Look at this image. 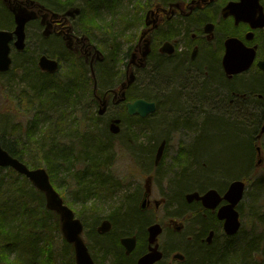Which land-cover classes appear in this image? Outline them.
<instances>
[{"label":"rangeland","instance_id":"obj_1","mask_svg":"<svg viewBox=\"0 0 264 264\" xmlns=\"http://www.w3.org/2000/svg\"><path fill=\"white\" fill-rule=\"evenodd\" d=\"M56 1L54 4L57 7V9H67L70 10L74 8L73 10H70L72 15H77L79 13H85L86 9L89 6V0H54ZM113 1L114 6L111 8L112 10L106 8V5L101 6L102 10L98 12V17L96 21H88L87 24L92 22V26L87 29L86 35L90 39V42L94 44L98 51H100L103 56L105 57V60L108 62H104V66H101L100 63L97 65L96 69V75L98 77L97 83L100 84L101 91L105 88H102L103 84L100 79L99 75V68L104 69L109 73L108 80L112 79L117 73L113 71L114 67L113 64L112 68L110 66V62H117L116 60H119L120 57L124 54L123 46L127 43V41H124L122 36L115 32V28L118 27L119 24L121 26L123 24H131L134 25V28L139 29V24L142 26L145 12L147 11L148 7L154 4H158L161 2V0H108ZM41 5V4H40ZM43 6V5H42ZM45 6V5H44ZM43 6V7H44ZM46 8V7H45ZM56 9V8H52ZM78 9V13H75V10ZM0 11H6L5 7L0 4ZM86 14V13H85ZM81 17V15H80ZM76 17V21L78 18ZM111 25L113 27V31L116 36L111 34L109 36V29L107 31V26ZM82 27H85L84 24L81 26L79 25L77 29H81ZM87 28V27H86ZM112 29V28H111ZM86 30V29H85ZM35 32L34 30H31ZM109 36V37H108ZM107 38H111V41L114 43L116 38V43L119 45V51L118 49L115 50L118 51V58L114 57L113 60L110 58L112 57V47H106L105 40ZM29 50L30 44L33 42V39H31V36L29 35ZM253 44H257L260 46L261 52H264V29L260 30L259 33H256L252 39ZM115 45V44H113ZM50 47L49 50L53 51V46ZM126 48V47H125ZM260 50L258 51V59L264 58V54H262ZM107 63V64H105ZM101 66V67H100ZM13 69H15L13 67ZM87 69V77L91 75L89 69ZM254 69V67L252 68ZM255 70L249 71L246 75L242 76L240 81H244L246 79V83L238 82L234 83L232 85L234 87V91L240 93L241 91H238L240 86H248L250 75L258 74ZM261 72V71H260ZM15 74V70H13V73H11L7 78L0 79V140L3 141V143H8L11 145L13 149L16 147L18 148L19 152L24 155L25 153L35 151L36 155L39 154V148L38 150H35L37 147H39L40 144H38L37 140L39 141L41 135H44L45 133L53 132L52 130H48V126L44 128V120L41 121V119L38 116H34V111L32 110V104L29 105L24 101H20L19 99L14 100V97H11L12 95V88L14 85L20 81L12 80V76ZM214 74L217 77V69H214ZM24 76V75H23ZM81 75L75 74V77H80ZM258 76H260L259 80L264 79V71H262ZM139 81L136 90L133 92L132 95L128 98V101H133L136 98H143L146 100L156 101L158 104L162 105L163 101L159 99H149V96H152L153 93L150 95L146 93V87L145 83L142 82V79H144V76H138ZM29 81V80H28ZM218 82V81H217ZM249 82V83H248ZM232 83V82H231ZM261 84L264 90V82L263 80L259 81L258 84ZM216 84V83H215ZM109 86V85H107ZM106 86V87H107ZM231 86V84H230ZM217 87V85H215ZM261 87V86H260ZM233 88H231L232 90ZM86 91H82L84 93ZM90 89L88 86V91L86 93L89 94ZM223 92V91H222ZM221 96L218 99H214V103L211 104V108L209 105L203 104L201 101L198 103L201 107L207 110V113L201 114L197 113L195 111H192L190 116H193L194 121H190V124H192V128L187 130L182 128L181 126H177L175 128V125L172 126L173 122H177L178 116L181 120H186V117H182L184 115L176 113V112H170L168 109H166V106L164 105L162 109L165 111V115L163 117V120L161 119V115L163 112H158L159 107L157 108L156 112L153 113L151 116H148L145 118L146 121L144 122H137L135 123L134 120H132V124L130 127L126 128L125 126L120 125L119 118L121 115L124 114L125 108H121L123 106H112L109 105L108 109L104 111L102 115L97 114L98 107L93 105L94 102H90L84 99L80 100L79 104L77 101L68 102V106L71 104L76 107L77 112H83V110H87V115L83 116V118L77 119V125L76 124H68L64 128H61L57 130V134L63 135L65 133H73L74 135H81L84 132V136L92 135L93 133H97L99 130L110 126H115L117 133L113 136V144L111 149V154L113 155L111 162V165L107 168L108 173L111 175L113 180L115 182H118L120 185L118 186V190L114 191L112 195H108L106 193L98 194L95 197H92L91 199L79 202V200L76 199L74 195V187L71 184H69L68 180L71 179L69 176L71 173L74 172H80L76 171L78 168H82L81 166L76 167H59L56 166V163L60 162V159H66L71 160L75 156L78 158L83 157V154L81 153L82 150H84V146H87L89 144L88 142L83 143L85 140L84 138H81L80 141H68L62 146H57L53 150L48 149L47 151L40 150V154L49 160H51L52 163L55 164L56 167V173L53 175L52 181L50 180L51 184L53 185L54 189L58 193H63L62 196H64V203L73 211L75 218L79 219L81 223L83 224V231L81 233V237L86 243L88 248H91L92 255H97L98 257L101 255L103 249L97 244L96 237L90 236V239L87 238V233L91 231V234H99V227L104 221H108L107 218L112 214V211L116 206L121 204L123 201H125V197L128 194H134L139 192L141 195L146 190V188L150 187V203L153 204V200H161L162 204L160 206L159 211H156L155 217L159 220H162L164 216H159V212L161 214L166 215L168 218H175L179 224H183L184 226H181L180 231L175 233V235H180L184 238L185 241L190 242L191 238L190 236H187V228L194 229L198 228V226H194V215L192 211H189L186 213V215H182L184 212V208L186 207H192L196 204V202L192 201V203H187L184 200V190L189 187H195L191 188V190L188 191V193L192 191H200L203 192L208 188L199 189V187H196L198 184V181L189 183L187 182L190 179V176L199 168H205L206 164L208 162H216V163H226V164H235L236 160L239 158V153L241 151V147L235 146L232 147V144L235 143L238 140H245L247 138H252L255 136L254 132H250L248 130L247 125V118L248 113L252 114H261L263 112V101L261 104V99L258 98H252V102H249V105H246L245 112L241 108H237L234 104L238 101V97L234 98L231 97L228 94L229 93H222ZM257 92V91H256ZM260 93V92H257ZM264 94V92H261ZM74 94V93H73ZM73 94L71 96L73 97ZM149 95V96H148ZM31 96V95H30ZM29 96V97H30ZM89 97V95H86ZM148 96V97H147ZM28 98V97H26ZM25 98V99H26ZM229 100V103H228ZM29 101V98H28ZM222 105H225L227 108L226 113L224 114V117L229 118L231 121H233V127L227 123L226 120L223 118H218L222 116L221 113V107ZM82 106V107H81ZM81 107V108H79ZM100 107V105H99ZM213 108V109H212ZM248 108V109H247ZM90 110V112H89ZM256 111V113H254ZM158 112V113H157ZM43 113V112H42ZM161 113V114H160ZM197 113V114H196ZM160 114V115H159ZM190 114V113H189ZM208 117V118H207ZM78 118V117H77ZM207 118V119H206ZM44 119V118H43ZM182 121V122H183ZM162 122V124L160 123ZM203 122H206L205 124ZM245 122V125L242 126L240 123ZM250 124V123H249ZM230 125V127H228ZM37 126V127H35ZM171 126V127H170ZM106 129V128H105ZM165 129H169L171 133L170 141L168 144L164 146L163 149H161V153L159 156V159L157 162L155 161V155L157 152V148L160 143V139L163 137V135L166 133ZM91 130V131H89ZM32 136L30 139L29 136ZM129 135V136H128ZM45 136V135H44ZM129 137V142L125 143L123 139L126 137ZM59 138V135L57 136ZM262 142H264V134L261 137ZM87 141V140H86ZM192 141H194L195 146L189 147L187 150V153L191 159L187 161L185 164L189 165V168L187 171H184L179 176L168 179V178H159L157 175V168L158 166L161 167L162 165L166 168H173L174 162L179 157L181 150L184 151L185 147ZM51 143L55 142V137L50 140ZM156 143V144H154ZM184 147H182V146ZM150 147L151 155L147 157V155L144 153L147 148ZM76 150L78 151L77 154L72 153L70 150ZM186 153L184 154V156ZM262 155L264 156V148ZM61 156V157H60ZM195 156V158H193ZM25 161L27 158L24 156ZM253 165L255 164V157L252 160ZM40 167L44 168L46 170V164L45 162L42 164H38ZM261 169L258 173H256V178L260 181L261 186H253L255 183V179L251 182L250 185H252V188L247 187L246 194L244 195L242 201L240 202V210L238 206V211H241V214L243 213L241 223V236L246 235L249 231H251V227H253V232H258V227L256 224L255 218H253L252 215H248L250 213L252 214H258V213H264V159L261 164ZM231 169V167H230ZM236 169L232 168V171L230 170V173L226 175H222L221 177L218 176L217 178L212 176L213 182L216 183L218 180L221 182L225 181V186L220 191H224V189L228 186V184L231 181L234 180H240L243 179L242 173H244L243 169L236 166ZM251 169V168H250ZM248 170L251 174L252 171ZM161 169L159 168L158 172H160ZM14 172V171H13ZM12 171L6 169L0 168V192L5 193L7 188L11 186V184L17 183V176L18 174L13 173ZM68 174V175H67ZM73 176V175H72ZM232 176V177H230ZM230 177V178H229ZM50 179V178H49ZM21 182V180H18ZM11 183V184H10ZM215 185V184H213ZM28 192L31 193L29 190L32 186L31 183H27ZM210 188V187H209ZM213 189L219 190L217 185L213 187ZM183 192V193H182ZM170 193V194H169ZM182 193V194H181ZM186 193V192H185ZM141 197V196H140ZM255 201H252L253 199ZM139 203V199H138ZM196 206V205H195ZM250 207V208H249ZM187 208V209H188ZM186 209V210H187ZM148 210H150L148 208ZM185 210V211H186ZM195 210V209H194ZM193 210V211H194ZM252 210V212H251ZM94 212V213H92ZM92 213V214H91ZM182 213V214H181ZM146 214V213H145ZM260 215V214H259ZM145 216L148 217L149 215L146 214ZM153 217L150 216V219ZM142 219L145 221L146 217L142 216ZM54 220L47 221L48 224L53 226ZM109 222V221H108ZM24 223V222H22ZM256 224V225H253ZM86 227V228H85ZM218 231L221 230V228L217 229ZM218 233H213V236L211 237L210 242L204 241L205 238H203L204 243L207 245H204V247H211L213 245H220V243L223 241L222 237L217 236ZM51 245L49 246L50 251V257H51V264H75L74 259L72 258V252L68 253V259L66 263L62 260L61 252L63 249L62 242H63V233L62 231H56L51 229ZM167 234L164 235L163 239H165ZM183 238H179L180 243L178 246H175L177 248V251L183 250L186 251L188 258L190 260V264H197L199 263V259L196 258L194 255H190L189 250L186 248ZM236 241L239 240V236ZM95 243H94V242ZM241 244V243H240ZM242 245V244H241ZM42 245L39 244V249ZM48 247V246H47ZM45 249V247L43 246ZM175 249V248H173ZM199 249V248H198ZM197 249V250H198ZM41 252V251H40ZM39 251H37V259L38 262H40L41 257H39ZM182 252V251H180ZM182 252V253H183ZM184 254V253H183ZM14 257V256H11ZM32 259V257H31ZM187 263V257L184 258L183 262L180 264H186Z\"/></svg>","mask_w":264,"mask_h":264},{"label":"flooded vegetation","instance_id":"obj_2","mask_svg":"<svg viewBox=\"0 0 264 264\" xmlns=\"http://www.w3.org/2000/svg\"><path fill=\"white\" fill-rule=\"evenodd\" d=\"M239 1L161 0L158 4L150 5L145 12L142 26L139 24V29L135 28L133 30L134 35L135 33H139L137 34V39L135 41H131L130 39L123 46L124 54L127 56L129 54V57L133 59L119 68L116 66L117 62H114L116 65L111 62L114 67L113 71L117 74L109 82L103 83L101 81L103 83L101 84L102 88H105L101 91L100 84L97 83L98 77L95 76L96 69L99 63L101 66H104L103 63L107 62V60L98 51L97 47L90 42L85 33V28L77 29L79 25L83 24L80 17L81 13L72 15L67 11H57V9H49L47 7V11H43L34 0H0V4L6 9V11H0V23H2L3 14L9 19L8 24H5V26H1L0 24V31L11 32L14 30L15 20L12 9H22L33 17L36 16V18L29 20L25 24L24 51H17L18 49L14 46L15 36L10 40L8 44L10 48L9 56L11 58L10 67L7 71H0V79L7 78L13 70H16L13 69L12 64L13 55H26L25 50L29 46L28 38L30 35L31 39H33L30 48L35 53L37 61H39V64L37 62L34 68L40 78H51L54 80L56 77H61L62 73L64 78L66 76L68 78L70 76L69 72L74 71V74L79 73L80 75H84L87 73L86 67L89 69L91 73L88 76L90 92L89 94L86 92L82 93V91L74 93L73 97L76 101L86 97L93 98L94 107L100 105L104 106L107 110L111 104L112 106H123L121 108H125L126 103L129 102L127 99L134 92V86L133 84H129L119 91L118 88L120 87L119 85H117L118 87L115 86L114 81L119 76H122L120 77L121 82L122 80H126L127 76L132 73L136 76L142 73L146 86L155 83L150 91L153 94L148 98L163 101L162 105L153 101L156 109L159 106H169L171 100H176L179 107L176 109L169 108L170 112L179 113L180 111H184L191 115L194 114L192 111H195L205 114L207 110L198 104L200 101L203 104L211 105L215 98H220L222 91L224 94L229 93L228 97L229 95L233 98L239 97L240 93L231 90V82L239 80V82L246 83V79L240 81L242 76L251 70H258L256 67L252 69V66L247 72L228 76L223 69L222 62L225 54V41L228 38L234 37L245 46H254L252 40L247 41L245 38L246 33L249 31V26L241 21L236 23L233 14L230 12L224 13L225 8L230 3H238ZM259 3L262 5L264 11V0H259ZM76 17L80 18L76 21ZM185 25H189V28L185 29ZM253 33L254 37L255 33L259 32L255 31ZM56 42H62L68 49L70 57L72 56L74 59H70V61L63 65L58 57L53 52H50V47H48L50 45L54 47ZM109 47H112V60L114 57L118 58L120 47L116 43V38L114 43L112 42ZM115 47L118 51L115 50ZM145 51L147 52L143 56ZM256 54H258L257 50ZM42 57L56 62V70L50 71L48 68H43L40 64ZM141 63L144 65L143 71L140 68ZM214 69H217V77H215ZM99 70L102 69L99 68ZM119 72L122 74L120 75ZM255 72L258 73V71ZM107 74L109 75V73ZM241 89L242 86H240L238 91H241ZM86 95H89V97ZM152 202L153 204L150 203V187L148 186L139 198V203L138 200L136 201L135 207L139 210L141 217L148 214L149 219L145 216L147 219L142 221L141 229H134L124 234L121 233L122 237L118 238L120 247L118 253L102 252L98 257L97 255H92L90 251L94 264H138L140 258L149 252L159 255V258L152 264H180L183 262L185 255L176 254L177 251L173 249L168 252L164 246L163 237L168 233L179 232L181 226L184 225L179 224L175 218L167 219V216L160 212L159 216H164V218L162 220L157 219L154 215L156 211H159L162 199H155ZM118 206L122 210L125 209V206L122 204ZM118 206L114 208L115 211L119 208ZM214 213H216V210ZM150 216L153 218L150 219ZM108 221L103 222L108 224L106 230L101 231L102 223L99 227V234H91L90 231L87 233V238L90 239V236L91 238L96 237V242L99 245L101 236L115 232L113 223L111 220ZM154 225L158 226L159 232L153 244H151L149 242V228ZM82 227H84L83 224ZM123 239L129 240L127 246L133 244L131 251H128L126 245L122 244L121 241ZM88 249L92 250L91 248Z\"/></svg>","mask_w":264,"mask_h":264},{"label":"trees","instance_id":"obj_3","mask_svg":"<svg viewBox=\"0 0 264 264\" xmlns=\"http://www.w3.org/2000/svg\"><path fill=\"white\" fill-rule=\"evenodd\" d=\"M56 1L54 0H41V4H44L45 7L52 9L53 4ZM106 5V8L112 10L111 8L114 6L113 1H108V0H89V6L86 9V14L81 13V20L82 23L85 25L86 33L87 29H89L92 26V22L89 24L88 21H96L97 20V12L99 11L100 6ZM57 9V8H56ZM1 14V13H0ZM3 14V13H2ZM2 23L1 26H5V24H8L9 19L6 15L3 14V18L1 20ZM87 27V28H86ZM111 27V25L107 26ZM108 31V28H107ZM109 36H111V32H109ZM108 36V37H109ZM112 41L111 38H107L105 40V45L106 47L111 46ZM112 60V57L110 58ZM19 64H23L25 67V73L24 76L29 75L30 80L37 81L43 83L46 78H40L37 73L35 72V68L32 64V62L29 60L27 57H23L20 59ZM108 62V61H107ZM107 64V63H105ZM112 63L110 62V66L112 68ZM104 65V64H103ZM212 65H214L212 63ZM260 73L255 75H250L249 79V85L248 88H250L253 92H264L262 85L258 82L264 79L259 80L260 76H258ZM100 79L102 82H107L109 81V75L107 74V71L104 69L99 71ZM40 81H39V80ZM47 80H53L51 78ZM33 83V84H40V83ZM89 79L86 74L81 75L80 77H75V74L70 75L68 78H62L60 82L57 79H54L50 84H48L47 93L50 97V99H44L46 100V104L43 105L44 109L49 108L52 102L56 103H68L67 101H75L74 97L71 96L73 93H78L80 91H88V86H89ZM45 86V85H44ZM261 86V87H260ZM46 88V86H45ZM44 88V90H45ZM232 91H234V87L231 85ZM41 92V90H40ZM263 96L264 94L261 93ZM32 95L27 89H23L21 92L22 97H28ZM28 98L25 99V102L27 104H30L28 101ZM73 99V100H72ZM86 98L85 100L87 101H93V98ZM128 100V99H127ZM253 101V100H252ZM249 101V102H252ZM77 102H81L78 100ZM76 104V103H75ZM74 103L72 105H75ZM248 103L247 105H249ZM71 104L69 106H72ZM237 108H241L245 112V107L247 106H242L239 105ZM248 109V108H247ZM246 113V112H245ZM256 113V112H255ZM264 113V110L261 114ZM39 113H37L38 115ZM259 114L256 113V115L252 113H248V118H247V125H248V130L254 131L257 129L256 124H253L252 127L249 124V121L255 117H257ZM262 116V115H261ZM264 117V114L263 116ZM121 120V125L130 127L132 124V120L137 122H144L146 121L145 119H140L137 116L130 117L127 115L126 112H124L123 116L120 117ZM254 121V120H253ZM45 122V119H44ZM232 127L234 126L233 124H230ZM228 125V127H230ZM231 128V127H230ZM235 130V128L233 127ZM59 135V139L61 141H80V136L79 135H74L73 133H65L63 135ZM33 135L29 136L30 139L32 138ZM84 140L89 143L87 146H85L84 150L81 151L83 154V157L78 158L75 156L71 160H66V159H60L59 163H56V166L63 167L64 169L67 167H76V166H81L82 168L76 169V171L80 172H74L71 173L69 176L71 177L70 180H68L69 184H71L74 187V195L79 202H84L92 197H95L98 194L102 193V189H106L108 187H114V183L112 182V179L108 178V176H104L103 171L106 168L103 162H100L99 164L96 162V160L93 158L96 156V153L106 147L105 142L103 137H101V134L98 136L97 133H93L91 137L87 136L84 138ZM240 141V140H239ZM253 143H256V145L260 146L262 152L264 148V142L262 140H254V137L252 138H247L244 141H241L240 147L241 151L239 153V158L236 160L235 164H224V163H216V162H208L206 164L205 168H199L190 176V179L187 182H196L198 180H202V177L211 175L214 177L226 175L230 173V170L232 171V168L236 169L237 167L242 168L244 171L243 180L247 184V187L250 186L252 188L251 182L256 178V173L260 171L262 167L259 169L255 168V164L253 165L251 159H252V148H253ZM39 144V143H38ZM0 145L2 148L8 152L10 155L13 157L17 158L18 160L22 161V158L19 156L14 155L12 152V147L8 143H3L2 140H0ZM41 145V143H40ZM39 145V146H40ZM40 150H42L39 147ZM41 152V151H39ZM255 154V151H254ZM61 157V156H60ZM264 159V156H263ZM24 163V162H23ZM46 164V171L48 173V176L50 180L52 181L53 175L57 172L54 168L55 164L51 162V160H48L45 162ZM78 164V165H77ZM231 167V169H230ZM251 168V169H250ZM251 170V174L249 173L248 170ZM12 171L11 169H8ZM13 172V171H12ZM15 173V172H13ZM17 174V173H15ZM68 175V174H67ZM73 175V176H72ZM84 176L89 177L91 180H85L83 179ZM103 176V177H102ZM232 177V176H230ZM229 177V178H230ZM227 180V179H226ZM255 183L253 186H261L260 181L258 179L254 180ZM102 183V185H101ZM11 184V183H10ZM101 185V186H100ZM208 186V184H206ZM205 185V186H206ZM209 187H215L213 184H209ZM199 186V185H196ZM199 186V189H204V187ZM218 188L220 186L217 185ZM31 193L27 192L26 199L27 200H32L35 196L40 197L41 199L44 200V195L36 190L33 186L29 189ZM17 192V189L14 188L13 184L7 190L5 193L0 192V264H18V260L21 257L23 253H25V249L22 248V246L25 248L24 244H27V246L30 248L27 238H24L25 242H20L17 240V234L18 232H21L25 230L26 232L23 234L27 237L30 235V231H36V233L44 232L47 228V221H51L52 219L54 220V224L51 227V229L60 231V218L59 215L56 214L55 212H52L50 215H41L37 213H33L32 211H28L26 209H19V205L15 204V199H13L14 194ZM199 192V191H198ZM32 194V195H31ZM139 199V193H134V194H128L125 197V201H123L121 204L125 206V210H122L120 206L117 208V211L113 210L112 214L107 218L111 220V222L114 225L115 232L112 234L106 235V236H101V240H99V245L100 247L105 251V253H118L120 251L119 243H118V236L121 233H128L130 232V227H133V229H141L142 227V217L140 214H138L137 210L135 209V203ZM22 206V204H21ZM22 208V207H21ZM119 210V211H118ZM240 210V206H239ZM242 211V208H241ZM240 213V218L242 219L243 213ZM10 212V213H9ZM243 212V211H242ZM94 213V212H92ZM91 213V214H92ZM28 214V216H26ZM9 217L7 218V216ZM256 220V224L258 227V232H253V227H251V231H249L246 235L241 236V229L239 233L232 237V238H226V241L224 244L221 245H213L211 247H204V245L200 244L198 245V251H197V256L196 258L199 259V263L197 264H264V213H260V215H257L256 217H253ZM22 222L23 225H20ZM206 221L201 225L203 228H205ZM253 224V225H256ZM23 226V227H22ZM50 228V226H49ZM201 228V227H200ZM132 229V230H133ZM131 230V231H132ZM23 233V232H21ZM239 236V240L236 241ZM46 247L44 252H47L50 257V251H49V246L51 245V236L49 238H46ZM242 245H241V244ZM48 246V247H47ZM62 252H61V257L62 260L66 263L68 259V253L72 252V258L74 259L73 255V250L72 246L67 244L64 240L62 242ZM31 249V248H30ZM36 252V251H35ZM42 252H40L39 255H41ZM37 253L32 252V260L37 259ZM14 256V257H11ZM51 260V257H50Z\"/></svg>","mask_w":264,"mask_h":264},{"label":"bare ground","instance_id":"obj_4","mask_svg":"<svg viewBox=\"0 0 264 264\" xmlns=\"http://www.w3.org/2000/svg\"><path fill=\"white\" fill-rule=\"evenodd\" d=\"M34 1H35V3H37V5H40L41 4V0H34ZM42 5L44 6V4H41L40 5L41 9L43 11L44 10L47 11V9L45 8V6L43 7ZM53 8H57L55 6V4H53ZM67 9H61V8H59V9H57V11H64V12H66V11H68ZM73 9L74 8H72L70 10H73ZM100 10H102V7L101 6H100L98 12H100ZM98 12H97V14H95V15H97L96 17H98ZM34 18H36V16ZM132 24L133 23H131V24L127 23V24H123L122 26H121V24H119V29H118V27H116L114 30H115V32H117V31L119 32V33L118 32L117 33L122 36V38L124 39V41H128L130 39H131V41H135L137 39L136 37H138L137 34H139V33H135V35L133 34L134 33L133 30L135 28H134V25H132ZM184 27H185V29H188L189 28V25H185ZM108 29L111 32V34L114 33L113 27H108ZM13 31H11L9 33H13ZM24 34H25V26H24ZM113 35L116 36L115 34H113ZM253 47L257 50V53H258L259 50L261 52L260 46L257 45L256 43L254 44ZM17 51H21V50H17ZM23 51H24V49H23ZM50 52H53V54L58 57V59L62 62L63 65H65L68 61H70V59L71 60L74 59L72 56L70 57V54H69L68 49L65 47V45L62 42H56L55 45H54L53 51H50ZM261 53L264 54L263 51ZM25 54L26 55H24V54H20V55L14 54L13 55V58H12L13 67L16 69L15 70L16 71L15 74L12 76V80H15V81L20 80V81H18L14 85V87L12 88V94H11L12 96L11 97H14V100L19 99L20 101L21 100L24 101L26 97L24 98V97L21 96L22 90L23 89H27L30 93H32V95L29 97V103H30L29 105L32 104V107H33L32 110L34 111V114L33 115L35 117L38 116L41 119V121H43L45 119V122L44 123L46 125H44V128H46L48 126L49 129L46 130V131H49V130L50 131L51 130L53 131V132H50V133H45L44 134L45 136L44 135H41L40 137H37V138H40V140L39 141L37 140V142L39 144L41 143V145L39 147L42 150H44V151H47L48 149L53 150L55 147L62 146L65 143H67L66 141H61L59 138H57V136H58L57 130H59L61 128H64L68 124H72V125L73 124H76L77 125V119L83 118V116L87 115L88 112H87V110L86 111L83 110V112H81V114H80V112H77L76 111V107L77 106L71 107V106H68V103H61V104H59V103H56V102H52L51 105L49 106V108L44 109L43 105L47 103L46 100H44V99H50V97H49V95H48V93H47L46 90L49 89V88H47V86H48V84H50L51 80H47L48 78H46V80H44V82L41 83V81L39 79L38 80L40 82L30 80V76L29 75H26L25 77H23L26 69L23 66V64H19L21 62L20 59H22L23 57H29V60L32 62V64L34 65V67L36 66L37 62L39 64V61H37V57L35 56V53L32 52V48L29 50V47H27L26 50H25ZM8 57H9V59L11 61V58L9 56V53H8ZM143 58H145V57H143ZM132 59L133 58L129 57V54H128V56L124 54L122 57L119 58V60H117V65H116V63H114V64L119 68V67H121L123 65H126V63L127 62H130ZM140 66H141L140 68L143 71L144 70L143 63H141ZM11 73H13V71ZM73 74H74V71L69 72V75H73ZM78 74L79 73H77L76 75H78ZM119 74L121 75L122 73L119 72ZM132 76H133V80L132 81H131V78H130L131 76H129V75L127 76L126 80H122L120 82V80H121L120 77H122V76H119L116 79V81H114L115 86L119 85V87H120V88H118L119 91L121 89H123L126 85H129V84H133L134 91L136 90V86H137V84L139 82V81H137V80H139V77L138 76L141 77V76H144V75L141 73V74H139L137 76L135 74H133ZM61 78H62V81H63V78H64L63 73L61 74V77L59 76V77H56L55 79H57L60 82ZM109 81H107V82H109ZM36 82L37 83H40V84H33V83H36ZM142 82L144 83V79H142ZM238 82H239V80H234V81H232L231 85H234V83H238ZM153 84H155V83H151L150 86H146L145 85L146 91H147L146 93H148L149 95L151 94L150 91H151V88L153 87ZM44 85L46 86V88H45ZM44 88H45V90H44ZM40 90H41V92H40ZM259 95H262V94L261 93H257L256 91L253 92L250 88H248V86H244V87L242 86V89H241V92H240V96L238 97V101L234 105L235 106L236 105L237 106H239V105L246 106L249 103L248 101H252V98H256L258 100ZM138 99H142V100H145V101H148V102H153V101L146 100V99H143V98H138ZM90 102H93V101L90 100ZM213 103H214V101H213ZM228 103H229V100H228ZM178 107H179V105L176 102V100H171L169 102V106H166V109H169V108L170 109H176ZM209 107L211 108V105H209ZM79 108H81V107H79ZM156 110L157 109H156V105H155L154 113L156 112ZM219 110H221L222 116L217 117V119L218 118H223L224 120L227 121L228 124H233L234 123L229 118L224 117V114L227 111V108L225 107V105H222L221 109H219ZM89 112H90V110H89ZM158 112H163L162 115H161V119L163 120V117L165 115V111L162 109V107L159 106ZM37 113H39V114L37 115ZM179 114L184 115L182 117H186V120H184V121L181 120L180 121L179 120L180 117L178 116V119H177L178 121L177 122L176 121L173 122L172 123V126L175 125V128H176L179 125L182 128H184V129H187V130L191 129L193 125L190 124V121L191 122L194 121L193 120V116L194 115L190 116L189 114L185 113L184 111H180ZM121 116H123V115H121ZM120 117H118V118H119V122H120V125H121ZM160 123L162 124V122H160ZM203 123L205 124L206 122H203ZM249 123H250L251 126L253 124H256L255 126H257V129L256 130L251 131V132H254V134H255L254 140L257 141V135L259 134L261 127L264 126V117H262L259 114L257 117L251 119L249 121ZM240 125H241V128H242L243 125H245V127H246L245 122L240 123ZM255 126H252V127H255ZM35 127H37V126H35ZM105 128L99 130L97 132V135L99 136L101 134V137H103V139H105L104 142H105L106 147L100 149L96 153V156L93 157V158L96 160V162L98 164L100 162H103V164L105 165V167L108 168L111 165V162H109V161L112 160V157H113V155L111 154V149H112V144H113L112 139H113V136L115 135V133H117L118 128H117V130H116L115 126H110L109 129H108V127H105ZM126 128H128V127H126ZM89 131H91V130H89ZM165 132L166 133L160 139V143H159V146L157 148V152H156V155H155V161L156 162H157V153L159 152V150L163 149L166 144L169 143L170 138H171V136L169 134V133H171L170 130L169 129H165ZM92 134H93V132H92ZM79 136H80V138H85L86 137V136H84V132L81 135H79ZM91 136L92 135H89V137H91ZM128 136L125 139H123V141L125 143L126 142L128 143L129 140H130ZM54 137H55V142L54 143H51L50 140L52 138H54ZM236 140L237 141L232 144V147L233 148H234V145L235 146H238L241 143V140L240 141L238 139H236ZM242 141H244V140H242ZM73 142H76V141H73ZM85 142H87V141H84L83 143H85ZM154 144H156V143H154ZM191 146H195L194 141H192V143L190 142L187 145V147H185V150L184 151H182L183 149L181 150L180 155L176 159V161L174 162V167L172 169L171 168H166L163 165L161 167L158 166L156 173L159 176V178L173 179V178L179 176L180 174H182L184 171H187L188 168H189V165H187L185 163L187 161H189V159H191V157H189L186 149H188ZM39 147H37L35 150H38ZM150 147L151 146H149L147 148V150L144 151V153L147 155V157H149L151 155ZM83 148H85V146ZM255 148H256V143H253V148H252V151L253 152H252V159H251V161L255 157V154H254V149ZM12 150H13L12 152L14 153V155L19 156V157L22 158V160H23L24 163L22 161L18 160L17 158L13 157L12 155H10L7 152L8 155L11 158H13V159H15V160L23 163L26 166V168H28L29 170L44 169V168L40 167L38 164H42V163H44V162H46V161L49 160L47 158H44L40 154V152H39L38 155H36L35 151L28 152V153H25L24 155H22L19 152V150H18L17 147L15 149L12 148ZM70 151L72 153H74V154H77L78 153V151L73 150V149H71ZM185 153H186V155L184 156ZM24 156L27 158L26 160H30V162L32 161V163H29L28 161H25ZM193 158H195V156H193ZM6 168L11 169L15 173H17L11 167H6ZM107 168L104 169L102 175L104 176V174H105V176H108L109 179L111 178L112 179V182L115 185H114V187H111L110 186V187H108L106 189H102V193H106L108 195H112L114 193V191H117L118 190V188H119L118 186L120 184L118 182H115L113 180V178L111 177V175L108 173ZM159 168L161 169L160 172H158ZM46 173H47V171H46ZM47 175H48V173H47ZM243 175H244V173H242V176ZM210 177H212V176L211 175H207V176L202 177V180L201 179L198 180L199 186L203 187L206 184H208V186L206 185L204 188H209V186H210L209 184L218 185V186H220V188H219V190H217V192L222 197L223 194L225 193V191L228 188V186H227L224 189V191H222V192L220 191L221 189L224 188V186L226 184L225 183L226 180L223 181V182L222 181L220 182L218 180L216 183H214L213 180H212V178H210ZM17 178H18L16 180L17 183H14L13 184L14 188L17 189V192L14 194L13 199L16 200L15 201V204H18L19 205V207H20L19 209H21V210L22 209H26L28 211H32L33 213H37V214H41V215H45V216L50 215L52 213V211H50L47 208L46 203L44 202L43 199H41L40 197H37V196H35L34 198H32V200H30V201L26 199V195H27V192H28L27 183H31V181L29 180V178L27 176H25L24 174H18ZM19 179L21 180V182L18 181ZM83 179H85L86 181L88 179L91 180L87 176H84ZM241 180H242V182H244L245 188L247 189V184L245 183V181L243 179H241ZM101 185H102V183H101ZM199 186H196V187H199ZM248 187L251 188L250 186H248ZM191 188H195V187H189V188H187V189H185L183 191L184 192V200L186 202H187L186 195L189 194L188 191L191 190ZM246 189H245V194H246ZM56 193L58 194L59 198L64 203V196H62L63 193L61 194V193H58L57 191H56ZM140 196H141V194L139 193V198H140ZM192 201L196 202V204H195L196 206L194 205L193 206V209H192V207H191V209H190V207L189 208L187 207L188 209L185 207L184 210L182 211V212H184L182 215H186L187 212L192 211V212H189V213H192L194 215V225L198 226V228H194V229L187 228V231H186L187 234L186 235L187 236H190V238H191V241L190 242L185 241L183 237H181L180 235L177 236L173 232L172 233H168L167 236H166V238L164 239V246H165V248H166V250L168 252L171 249H173V248H175L173 250L177 251V248L175 246H178V244L180 243L179 238H181V239L183 238L184 243H185V246L189 250L190 255H194V256H197L198 245H200L202 243L204 245H207L206 243H204V241H206L207 243L210 242L211 237L213 236V233H218L217 236L218 237L219 236L222 237L223 241L220 243V245L221 244H224L225 241H226L227 235L225 234V232L223 230V221H222V219H219L217 217L216 213H214L213 210H210V209L205 208L200 201H196V200H192ZM192 201L191 202H187V203H192ZM252 201H255V199H253ZM197 202H200V203H197ZM21 204H22V206H21ZM239 204L237 205V208H238ZM135 209L137 210V212L139 214V210L136 207H135ZM251 212H252V210H251ZM259 214L260 213H258L257 215H259ZM248 215H252L253 217H256L257 216L256 214H252V213H250ZM26 216H28V214H26ZM8 217H9V215L7 216V218ZM142 221H144V220L142 219ZM205 221H206L205 228H203L201 225ZM20 225H23V223H21ZM49 226H50V228H49ZM199 227H201V228H199ZM218 228L219 229L221 228V230L218 231L217 230ZM45 229L46 230L44 232H40V233H36V231H30L29 237L23 235L26 232L25 230L23 231V229L21 230V232H23V233L18 232V234H17V240L24 243L25 242L24 238H27L28 244H29V246L31 248L30 249L27 246V244H24L25 245V248L22 246V248L25 249L26 252L21 255V257L18 260V264H51L52 263L51 260H50L49 254L47 252H44L45 249L43 248V246L46 247V242H45L46 238H49L50 237V234H51V225L47 223V228H45ZM132 229H133V227H130V231ZM120 237H122V234H120L118 236V238H120ZM203 238H205L204 241H203ZM39 244L42 245L40 247V249H39ZM37 251H39V252L41 251L42 252V254L39 255V257H41L40 262H38V259H34V260L31 259L32 252L33 253H37ZM180 251L183 252V250H180ZM180 251H177L176 254L182 255L184 253L183 255H185V257H187V263L186 264H190V260L188 258V255H187L186 251H184L183 253L180 252Z\"/></svg>","mask_w":264,"mask_h":264},{"label":"water","instance_id":"obj_5","mask_svg":"<svg viewBox=\"0 0 264 264\" xmlns=\"http://www.w3.org/2000/svg\"><path fill=\"white\" fill-rule=\"evenodd\" d=\"M14 12L15 29L13 33L0 31V71H7L10 66L9 42L15 36L14 46L18 50L24 49V26L34 17L22 9H12ZM78 9L75 13H78ZM230 12L235 18V22H245L249 25L250 31L246 33L245 38L249 41L252 39V31L264 28V11L259 3V0H240L238 3H230L224 10V13ZM145 51L143 56H145ZM256 52L254 47L245 46L240 40L231 37L225 41V54L223 57V69L228 76L239 74L247 71L254 63ZM46 63L44 64L43 63ZM43 68H48L50 71L56 69V62L47 60L45 57L41 58L40 62ZM257 68L264 70V60L258 61ZM133 80L132 74L130 75ZM259 98H262L259 95ZM264 107V101H263ZM127 113L129 115H137L140 118H145L152 114L155 110V104L142 99H137L126 104ZM105 111L104 106H100L98 114L102 115ZM264 133V126L261 127L257 140H259ZM256 160L255 167L262 164V155L259 146L255 148ZM161 150L157 153V160L159 159ZM0 167H11L18 174H24L29 178L31 183L45 195V203L50 211L56 212L60 218L61 231L66 242L73 245L75 264H94L88 249L81 237L82 223L75 218L72 210L66 206L59 198L55 189L49 181V177L44 169L29 170L26 166L11 158L8 153L0 146ZM245 191V184L241 180L231 181L227 190L221 197L216 189H207L204 193L199 194L197 191L186 195L187 202L192 200L200 201L203 206L210 210H215L221 201L226 203L221 205L216 212L219 219L223 221V230L226 235L232 236L236 234L240 228L239 213L236 209L237 205L243 198ZM108 224L103 223L101 231L107 229ZM159 232L158 226L154 225L149 228V242L153 244L156 235ZM122 244L126 245L128 251L133 249V244L128 245L129 240L123 239ZM159 258V255L149 252L138 261V264H152Z\"/></svg>","mask_w":264,"mask_h":264}]
</instances>
